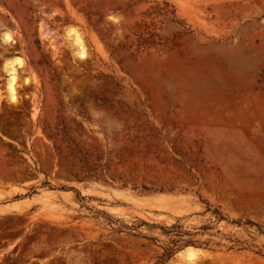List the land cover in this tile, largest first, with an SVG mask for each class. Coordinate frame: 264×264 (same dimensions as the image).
Returning <instances> with one entry per match:
<instances>
[{"label": "rangeland", "instance_id": "rangeland-1", "mask_svg": "<svg viewBox=\"0 0 264 264\" xmlns=\"http://www.w3.org/2000/svg\"><path fill=\"white\" fill-rule=\"evenodd\" d=\"M0 264H264V0H0Z\"/></svg>", "mask_w": 264, "mask_h": 264}, {"label": "bare ground", "instance_id": "bare-ground-1", "mask_svg": "<svg viewBox=\"0 0 264 264\" xmlns=\"http://www.w3.org/2000/svg\"><path fill=\"white\" fill-rule=\"evenodd\" d=\"M68 35L72 36V40L74 41L76 45V48H77L76 54L82 58H85L87 56V48H86L85 42L81 34L78 33L76 29L71 28L68 32ZM3 38L7 41H10L12 39L11 35L7 32L3 34ZM15 66H19V67L23 66V62L21 58L15 57L5 62V69L9 75L6 88H7L8 95L13 102L16 101L17 99L16 85L18 82L17 69ZM26 81L28 82V79H26ZM198 253H201L199 249L189 246V247H186L181 252H179L178 255L183 260L191 262L197 258Z\"/></svg>", "mask_w": 264, "mask_h": 264}]
</instances>
